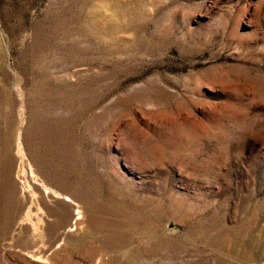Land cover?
<instances>
[{"label":"rangeland","instance_id":"374dc122","mask_svg":"<svg viewBox=\"0 0 264 264\" xmlns=\"http://www.w3.org/2000/svg\"><path fill=\"white\" fill-rule=\"evenodd\" d=\"M0 264H264V0H0Z\"/></svg>","mask_w":264,"mask_h":264}]
</instances>
